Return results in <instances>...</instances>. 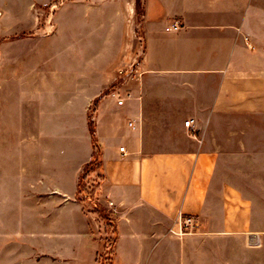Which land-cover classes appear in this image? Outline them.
<instances>
[{
	"label": "crops",
	"instance_id": "crops-1",
	"mask_svg": "<svg viewBox=\"0 0 264 264\" xmlns=\"http://www.w3.org/2000/svg\"><path fill=\"white\" fill-rule=\"evenodd\" d=\"M141 4L140 36L127 33L122 0H70L55 13L71 27L80 22L79 46L43 50L42 59L34 47H0V84L32 88L33 103L47 96L49 107L39 109L66 120L24 204L34 219L17 229L23 238L9 240L8 264H99L107 225L79 193L94 152L93 103L102 169L91 175L113 220L111 264H248L250 253L264 264V222L254 224L250 205L264 196V180L246 169L264 165V0ZM174 20L183 26L168 30ZM133 55L142 73L122 85L131 93L118 104L114 71ZM180 212L198 218L196 231H170Z\"/></svg>",
	"mask_w": 264,
	"mask_h": 264
},
{
	"label": "rangeland",
	"instance_id": "rangeland-1",
	"mask_svg": "<svg viewBox=\"0 0 264 264\" xmlns=\"http://www.w3.org/2000/svg\"><path fill=\"white\" fill-rule=\"evenodd\" d=\"M7 1L10 0H0V47H11L13 50L11 49L10 52L18 54H24L26 50L34 47L38 53L36 57L42 59L45 53L43 50L64 48L71 41L77 46L81 44L82 37L80 35L83 31L80 22L73 23L74 27H71L61 17H59L61 22L57 21L58 17H56L55 11L61 4L70 0H49L48 3L23 0L28 4L27 6H11L9 8L5 5ZM74 1L80 2L81 0ZM122 2L125 4L127 12V33L133 36L137 33L140 36L143 12L141 0H122ZM7 14L12 19L8 23H3L2 17ZM136 56L133 55L130 60L127 58L126 63H120L115 69L124 66L127 62L134 61L137 59ZM9 57L11 56L9 55ZM32 96V88L25 89V94H22L18 92L15 85L5 84L2 86L0 84V259L3 256L4 264H8L9 240L18 236L23 238L22 233L24 232L17 231V229L23 223L32 222L34 219L32 214L25 213L24 204L26 201L32 202V191H34L32 184L34 181H39L41 165L43 162L46 164L50 158V144L63 136L59 132L63 131L66 124V120L51 118L48 110L39 109L41 106L42 108L49 107V103L43 101L49 99L47 96L44 98L37 93L36 103L32 102ZM94 107L95 103L91 104L89 115H93ZM236 123L234 120H224L221 125L235 126L238 125ZM224 138L222 136V139ZM246 169L249 179L254 181L258 177L261 186V178L264 180V165H249ZM95 171L86 173V176L80 181L79 189L82 186V189L89 192L90 198L105 207L96 195L98 177L95 175V178L92 179L91 175ZM262 184L264 186V181ZM89 201L94 207L93 202ZM251 201L250 205L254 210V224L257 219L264 222V196L253 198ZM100 217L102 222L107 225L108 235H106L104 243L106 249L99 257V264H111L110 245L114 239L113 226L102 216ZM248 239L249 244H256L255 235L249 234ZM232 240L235 241V238ZM228 241V239L225 240L223 245L229 246L230 242ZM235 258L239 259L234 256ZM255 258L256 254L250 253L248 264H256Z\"/></svg>",
	"mask_w": 264,
	"mask_h": 264
},
{
	"label": "built area",
	"instance_id": "built-area-1",
	"mask_svg": "<svg viewBox=\"0 0 264 264\" xmlns=\"http://www.w3.org/2000/svg\"><path fill=\"white\" fill-rule=\"evenodd\" d=\"M1 14V12H0ZM183 26L180 20H174L168 27V30H178ZM247 38V37H246ZM137 59L128 62L124 66L115 69V75L113 77V86L111 88L110 94L116 97L118 104H123L126 96H130L131 91L129 89H124L122 85L131 80L137 79L141 75V71L137 65ZM129 125L135 126L133 121L129 122ZM185 125L189 128L193 127V119H187ZM125 147H121V151H124ZM179 229L176 230L171 228L170 231L176 234H185L196 231L198 227V218L195 215L179 213Z\"/></svg>",
	"mask_w": 264,
	"mask_h": 264
},
{
	"label": "trees",
	"instance_id": "trees-1",
	"mask_svg": "<svg viewBox=\"0 0 264 264\" xmlns=\"http://www.w3.org/2000/svg\"><path fill=\"white\" fill-rule=\"evenodd\" d=\"M89 128H90V133L92 136L94 152L92 154L91 160L86 164V166L84 168L85 174L83 172V174L80 177V181L82 178H84L86 176V173L93 171V170H101L102 169V152H101V148H100V145L98 143L96 132H95L93 115H89ZM102 178H103V175L100 176V179H102ZM80 181H79V185H80ZM81 187L79 189V192L80 193L83 192L85 198H87L93 202L95 211L100 216H102L104 219H106L109 222V224L114 226L113 220L111 217V213L109 212V210L106 207H103L100 203H98V202L94 201L92 198H90L89 192L85 189H82Z\"/></svg>",
	"mask_w": 264,
	"mask_h": 264
}]
</instances>
